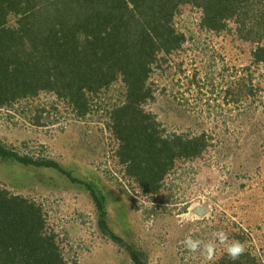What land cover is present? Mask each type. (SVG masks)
Listing matches in <instances>:
<instances>
[{"label":"rangeland","instance_id":"374dc122","mask_svg":"<svg viewBox=\"0 0 264 264\" xmlns=\"http://www.w3.org/2000/svg\"><path fill=\"white\" fill-rule=\"evenodd\" d=\"M245 9H251L246 21ZM263 9L264 0H250L218 31L200 27L202 12L187 5L176 20L184 37L180 46L156 54L146 82L153 96L142 107L163 137L206 138L201 156L176 162L157 194L138 187L117 155L120 141L110 124L127 101L124 80L98 94L87 92L85 115L48 89L0 105L4 148L55 161L80 181L55 168L0 158V188L42 207L69 264H136L125 244L142 264H206L182 241L191 235L208 242L220 230L229 240L246 242L245 254L264 264V61L254 54L264 45ZM18 19L10 15L8 27L17 28ZM85 183L103 194L107 227L123 244L102 229ZM189 209L199 219L181 224L178 217ZM225 253L218 245L209 264H220Z\"/></svg>","mask_w":264,"mask_h":264},{"label":"trees","instance_id":"16d2710c","mask_svg":"<svg viewBox=\"0 0 264 264\" xmlns=\"http://www.w3.org/2000/svg\"><path fill=\"white\" fill-rule=\"evenodd\" d=\"M249 2L0 0V105L29 99L48 89L66 97L85 115L87 92L98 94L115 80H124L127 101L112 113L110 124L111 132L120 141L117 155L126 175L138 187L146 194H157L176 162L201 156L206 138L160 134L153 116L142 107L153 96L146 87L150 65L158 52L170 53L180 46L184 37L175 27L176 20L187 5L202 12L200 27L220 31ZM250 12L251 9H245L242 13L245 21ZM260 14L264 18V9ZM10 15L20 18L17 28L8 27ZM259 38L263 40L264 33ZM259 45L254 54L257 61H264V45ZM111 47L124 49L114 53L109 51ZM0 158L55 168L80 182L55 161L20 157L1 144ZM85 185L98 204L102 229L114 242L123 244V239L107 227L103 194L96 192L93 185ZM123 246L136 264H142L134 248ZM246 254L233 262L225 253L220 264H254ZM0 264H69L57 235L47 226L42 207L31 198L3 188H0Z\"/></svg>","mask_w":264,"mask_h":264},{"label":"clouds","instance_id":"9594fccd","mask_svg":"<svg viewBox=\"0 0 264 264\" xmlns=\"http://www.w3.org/2000/svg\"><path fill=\"white\" fill-rule=\"evenodd\" d=\"M199 216L191 209L181 214L178 220L181 224L195 223ZM213 240L204 242L199 239H193L191 235L186 236L182 241L183 247L189 252L198 253L209 264L214 259L215 251L218 245L225 246V252L230 261H238L246 252V242L232 239L229 240L228 234L223 230L213 233Z\"/></svg>","mask_w":264,"mask_h":264}]
</instances>
